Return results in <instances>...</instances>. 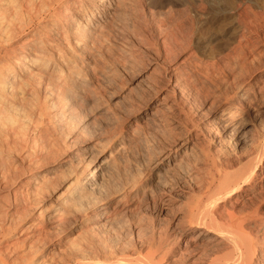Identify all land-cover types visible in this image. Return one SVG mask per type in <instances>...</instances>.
I'll return each mask as SVG.
<instances>
[{"label":"rangeland","instance_id":"obj_1","mask_svg":"<svg viewBox=\"0 0 264 264\" xmlns=\"http://www.w3.org/2000/svg\"><path fill=\"white\" fill-rule=\"evenodd\" d=\"M204 1L107 0L106 3H112L111 9L102 8L103 12L94 17L92 9L97 4L78 9L81 1L69 0L59 8V17L41 22V32L51 27L61 32L60 35L52 32L47 40L49 70L56 66V70L67 72L75 67L76 61L77 69L88 74V79L72 73L58 93L55 88L52 91L47 82L53 78V71H44L42 79L30 80L27 78L30 73L22 71L25 79L20 96L23 101L0 117V136L10 138V145L0 146V215L13 212L11 208L18 203L20 210H24V197L32 194L35 183L41 180H51V183L46 185L42 195L30 194L27 225L37 218V210L43 202H46L44 207L51 204L52 212L63 210L55 200L68 186H64V173L90 172L97 164V157L108 158L110 154L111 164L100 171L95 190L100 198L108 193L115 195V204L104 219L93 216L86 223L78 220L64 233L79 242L85 239L84 233L88 234L91 227L99 237L103 234L115 251L134 252L153 238L166 239L167 243L176 241L172 251H183L186 236L178 237L176 231H183L187 223L183 210L190 195L188 181L192 174L187 170L199 152V143L190 138L188 128L195 126L196 130L204 131L202 138L213 142L214 147L223 137L222 133L211 132L208 125L215 124L228 103L217 90L210 89L208 93L210 87L206 78L218 74L213 64L230 61L234 40L231 32L234 17L221 5L217 14L215 5L211 6L215 1ZM199 3L206 4L205 12L198 10ZM190 5L194 9L189 13ZM86 12L97 41L95 46L81 41L76 31L82 26L80 18ZM31 39V31L25 28L9 43L14 59L20 57L23 66L37 58L40 39ZM254 44L260 58L255 56L254 65L258 68L252 80V98L259 94L258 88L264 86V35L255 38ZM62 47L71 52L72 57L56 65ZM41 101L48 114L46 126L37 128L34 108ZM256 106L250 114H242L239 121L252 122L258 127L263 125L264 106L261 103ZM185 110L186 113L191 111L192 116L185 114ZM66 117L70 118L68 122L64 121ZM243 133L242 140L236 141V135H232L226 138L224 145L230 150L244 148L255 128L250 125ZM54 139L58 141L60 154L47 165H34L36 158L31 161L23 158L29 150L47 157L54 147L50 145ZM86 145H92L89 152L83 151ZM177 147L178 152H173ZM257 186L256 194L264 183ZM256 202H248L246 208L257 206ZM261 202L260 210L264 212V200ZM95 209L90 214H95ZM240 210H244L243 207ZM62 219L63 216L54 219V225L61 230L68 227L61 223ZM15 222L20 227L23 224L21 218ZM194 229L191 237L197 238L201 231L202 240L215 236L210 229L196 226ZM197 254L198 250L190 256Z\"/></svg>","mask_w":264,"mask_h":264},{"label":"bare ground","instance_id":"obj_2","mask_svg":"<svg viewBox=\"0 0 264 264\" xmlns=\"http://www.w3.org/2000/svg\"><path fill=\"white\" fill-rule=\"evenodd\" d=\"M66 1L69 0H0V117L3 112L13 110L23 101V97L20 96L25 79L22 71L30 73L27 77L29 80L32 78L42 79L44 71H53V78L47 82L52 87V91L55 88L58 93L62 92L60 90L63 82L65 84L67 79L71 78L72 73L84 80L88 79V74L77 69L79 65L76 61L75 67H72L73 70L67 72L56 70V66L51 68L52 70H49L48 67L51 59L46 56L47 40L51 37L52 32H57L58 35L61 32L56 27L47 28L41 32L43 27L41 22L47 18L59 17V8ZM80 1L78 9L90 8L92 4H97L92 9L94 17H98L103 12L102 8L111 9L112 5V3H106L107 0ZM208 1L204 2L208 3ZM212 1L213 3L215 1L211 6L215 5L214 10L217 14H220L218 8L221 5V7H225L223 8L225 12L227 10L234 17L232 18L231 31L234 40L232 41L230 61L213 64L212 67L218 74L206 78L209 84L207 87H210L209 90L207 89L208 93H210V89L217 90L222 93L225 103L228 105L221 112V116L217 117L215 124L208 125L211 132L223 135L220 140H217L215 147L213 142L202 138L204 131L196 130L195 126L188 128L190 138H195L199 143V152L187 170L190 174L192 172L190 182L188 181L189 199L186 198L185 206L183 204V218L187 223L182 229L183 231H176L178 237L186 236L183 251L175 253L172 249L176 241L167 243L166 239L161 238H159L160 240L151 238L152 240L148 244L136 248L134 252L115 251L106 243L105 237H102L103 234L99 237L98 232L92 231L91 227L87 230L88 234L84 233L85 239H80L83 242L74 241L69 234L64 233L67 229L72 228L73 223L75 225L78 220L86 223L93 216L96 217L95 219H104L110 212L109 209L115 204V195L108 193L104 195V198H100L97 196L98 191L95 190L100 171L109 168L111 164L109 154L108 158L97 157V164L90 172L64 173V186H68L55 200L56 204H61L64 207L63 210L57 209L52 212L51 204L44 207L46 202H43L37 210V218L27 225L29 222L27 211L31 195H42L51 180H41L35 183L36 185L31 191L32 194L24 197V210H20L18 202L12 208L9 203V208L13 209V212L6 211L0 215V264H264V212H261L262 204H259L264 200V186L261 187L258 194L255 193L257 185L264 183V124L258 127L252 122L239 121L242 114H250L258 103L264 106V86L261 89L258 88L259 96L254 95L252 98L251 95L252 80L255 79V71L258 68L256 64L254 65L255 60L257 61L254 39L264 35V0ZM203 5L206 4L203 3ZM204 6L200 4L197 8L199 11L205 12L206 7ZM191 7L189 13L194 9L193 6ZM188 15L191 16V14ZM80 19L83 23L76 29L77 34L81 41L90 42L95 46L97 41L88 24L89 13L86 12V15ZM25 28L29 29V32L31 31V40L40 39V42L38 43L37 58L23 66L20 57L14 59L15 55L9 43ZM60 45L64 46L62 43ZM59 53L56 65H61L63 60L72 57V53L66 51L64 47ZM240 92L241 94H239ZM237 98L239 106L236 105ZM41 102H37L34 108L37 115L35 121L37 128L46 126L45 117L48 114L46 105ZM190 112L186 113L185 110V114L192 116ZM69 120V117L64 118L65 122ZM250 125L255 128V133L244 148L230 150L224 145L226 138L232 135H236L234 140H242L244 130ZM6 137L4 139L3 135L0 136L1 147L10 145L9 135ZM57 142V139L51 140L50 145H54V147L47 157L43 158L37 151L29 150L24 153L23 158L27 161L36 158L33 161L34 165H47L60 154ZM91 147L92 145H86L83 151L89 152ZM34 148L36 150V147ZM178 149V147L175 148L173 152L177 153ZM39 161L42 162L39 163ZM250 195L259 201L256 202L255 198ZM248 202H256L257 206L248 209L246 208ZM97 205L101 208L95 209ZM240 207L241 209L243 207L244 210H240ZM94 209L96 210L95 214H90ZM57 216H63L60 221L68 225L66 229L61 230L57 227L58 225H54V219ZM17 218L23 220L21 227L19 223L15 222ZM50 225L52 226L49 227ZM194 226L210 229L215 233V236L206 241L202 240L203 232L201 231L197 238L191 237L195 230ZM111 246L114 245L111 244ZM197 250L196 256H190Z\"/></svg>","mask_w":264,"mask_h":264}]
</instances>
